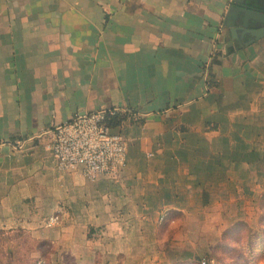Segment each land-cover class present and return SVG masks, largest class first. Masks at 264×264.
Segmentation results:
<instances>
[{
	"label": "crops",
	"instance_id": "1",
	"mask_svg": "<svg viewBox=\"0 0 264 264\" xmlns=\"http://www.w3.org/2000/svg\"><path fill=\"white\" fill-rule=\"evenodd\" d=\"M234 1L0 0V264H178L254 219L264 37H232ZM112 107L118 178L59 170L43 132Z\"/></svg>",
	"mask_w": 264,
	"mask_h": 264
},
{
	"label": "built area",
	"instance_id": "2",
	"mask_svg": "<svg viewBox=\"0 0 264 264\" xmlns=\"http://www.w3.org/2000/svg\"><path fill=\"white\" fill-rule=\"evenodd\" d=\"M135 115L123 108H102L74 114L54 124L43 133L49 134V149L61 171L81 168L90 180L99 176L117 179L126 165L127 140L115 130L112 119ZM51 216L49 221H55ZM202 264H206L202 260Z\"/></svg>",
	"mask_w": 264,
	"mask_h": 264
},
{
	"label": "rangeland",
	"instance_id": "3",
	"mask_svg": "<svg viewBox=\"0 0 264 264\" xmlns=\"http://www.w3.org/2000/svg\"><path fill=\"white\" fill-rule=\"evenodd\" d=\"M257 207L252 221L229 229L223 236L212 232L209 236H197L194 243L190 238L194 258L189 261L197 262L194 264H202V260L206 264H264V199L260 198Z\"/></svg>",
	"mask_w": 264,
	"mask_h": 264
},
{
	"label": "water",
	"instance_id": "4",
	"mask_svg": "<svg viewBox=\"0 0 264 264\" xmlns=\"http://www.w3.org/2000/svg\"><path fill=\"white\" fill-rule=\"evenodd\" d=\"M227 19L233 38L248 35L250 38L245 43L251 44L264 37V9L253 7L247 0H235Z\"/></svg>",
	"mask_w": 264,
	"mask_h": 264
},
{
	"label": "trees",
	"instance_id": "5",
	"mask_svg": "<svg viewBox=\"0 0 264 264\" xmlns=\"http://www.w3.org/2000/svg\"><path fill=\"white\" fill-rule=\"evenodd\" d=\"M111 121H112L111 123H112L113 126H115L116 124H118V120H116L115 118H113ZM262 199H264V195L261 196V201H262ZM243 225H244V223H243ZM237 227L240 228V225L237 224L236 226L231 227L230 230L233 229V228H237ZM227 231H226V233H227ZM47 259H48V254L44 253V260H45V263L44 264H49ZM10 260L11 259L9 258L6 264H10L9 263ZM28 260L29 259L23 257V255H22L21 252L15 253V261L16 262H25L27 264L29 262ZM193 262H195V261H187V262H182V263H178V264H194ZM195 263H197V262H195ZM30 264H37V262L33 261Z\"/></svg>",
	"mask_w": 264,
	"mask_h": 264
}]
</instances>
